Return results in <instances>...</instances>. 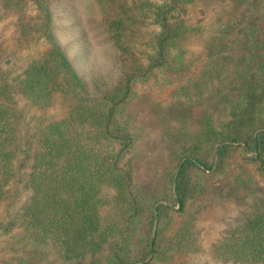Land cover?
<instances>
[{
    "label": "trees",
    "instance_id": "16d2710c",
    "mask_svg": "<svg viewBox=\"0 0 264 264\" xmlns=\"http://www.w3.org/2000/svg\"><path fill=\"white\" fill-rule=\"evenodd\" d=\"M100 2L122 73L91 92L54 40L50 0H0L11 34L0 37V264H264L260 202L211 250L201 242L202 221L222 204L205 176L237 165V177L264 180V0H248L235 23L204 37L207 64L179 77L190 100L219 81L230 117L221 127L184 121L172 129L188 139L172 149L162 175L173 201L152 189L154 174L139 182L144 155L134 153L136 125L122 123L124 110L141 82L171 69L174 46L204 32L182 0ZM254 27L262 34L257 53ZM43 42L18 66L19 51Z\"/></svg>",
    "mask_w": 264,
    "mask_h": 264
},
{
    "label": "rangeland",
    "instance_id": "374dc122",
    "mask_svg": "<svg viewBox=\"0 0 264 264\" xmlns=\"http://www.w3.org/2000/svg\"><path fill=\"white\" fill-rule=\"evenodd\" d=\"M182 2L185 16L191 19L193 27L202 29L203 35L202 32L200 36L196 34L195 38L183 44L184 47H173L170 53L171 69H165L139 84L136 95L125 107L126 119L123 118L122 121L126 125H136L132 132L136 133L139 142L134 153L137 152L138 156L144 155V158L140 157L143 163L136 167L139 182L149 183L151 174H154L157 181L152 189L158 196L170 201H173L171 188L162 175L172 149L188 141L187 138L181 137V133L172 132V129L177 122L184 121L198 128L206 126L208 122L221 127L224 118L230 117L228 110L224 112L227 105L219 81L214 82V89L204 98L190 100L179 93V77H188L196 72L195 68L201 66L202 62L207 64L210 45L204 37L208 38L206 36L212 32L235 23L240 17L237 14L238 8L249 5L248 0ZM49 5L54 40L63 48L89 91L100 92L113 86L122 73L121 53L103 27V5L100 0H50ZM8 25L9 20H0L1 39L8 38ZM253 35L257 53L262 49V34L254 27ZM45 46L43 42L31 50L19 51L16 55L18 66L26 63L31 54ZM199 51H204L200 54L204 60L197 58ZM184 66L189 67V71L180 70ZM261 112H264V107ZM189 141L192 142L193 139L190 138ZM134 153L132 157L136 158ZM130 159L132 158H129L128 162ZM238 170L236 165L226 173L207 175L204 178L222 203L209 219L202 221L201 242L205 250H211L217 241L223 239L247 208L259 202L264 204V180L259 177L239 178ZM204 258L197 256L195 262L200 263Z\"/></svg>",
    "mask_w": 264,
    "mask_h": 264
}]
</instances>
